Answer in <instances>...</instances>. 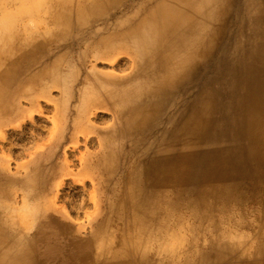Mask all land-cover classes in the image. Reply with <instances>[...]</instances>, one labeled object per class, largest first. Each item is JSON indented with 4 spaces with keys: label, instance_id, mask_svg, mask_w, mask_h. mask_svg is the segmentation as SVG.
<instances>
[{
    "label": "bare ground",
    "instance_id": "bare-ground-1",
    "mask_svg": "<svg viewBox=\"0 0 264 264\" xmlns=\"http://www.w3.org/2000/svg\"><path fill=\"white\" fill-rule=\"evenodd\" d=\"M119 56L127 74L86 71ZM47 82L76 86L78 116L116 114L104 196L80 239L46 198L53 169L0 167V264H264L231 208L264 178V0H0V126Z\"/></svg>",
    "mask_w": 264,
    "mask_h": 264
},
{
    "label": "rangeland",
    "instance_id": "rangeland-1",
    "mask_svg": "<svg viewBox=\"0 0 264 264\" xmlns=\"http://www.w3.org/2000/svg\"><path fill=\"white\" fill-rule=\"evenodd\" d=\"M235 46L231 43L229 49ZM52 51L55 52L54 48ZM124 59L127 58L119 56L107 61L88 62L86 71L93 69L121 76L128 73L123 69L130 66ZM84 77L86 75L82 72L78 79ZM74 88L65 98L60 89L47 82L32 89L30 100L18 98L20 115L0 126V167L5 177L19 181L28 175V166L33 164H43L46 173L53 169L55 176L46 183V198L54 212L65 217L72 229L81 230L78 237L86 239L97 221L89 223L85 215L93 213L104 196L101 189H94V179L100 175L94 162L105 155V142L116 129L118 119L107 106L91 107L78 116L76 110L80 97ZM256 182V200L247 198L243 209L231 207L234 220L243 212L247 222L255 227L254 231H239L246 237L241 242L248 243L255 237L256 241L259 237L264 239V178ZM18 194L17 191V203L21 199ZM253 214L256 216L252 217ZM218 221L223 231H235L228 219L219 216Z\"/></svg>",
    "mask_w": 264,
    "mask_h": 264
}]
</instances>
